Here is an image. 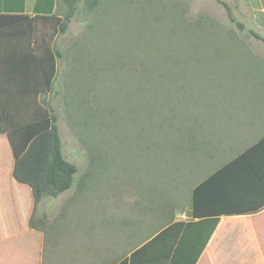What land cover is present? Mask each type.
I'll list each match as a JSON object with an SVG mask.
<instances>
[{"label":"rangeland","instance_id":"obj_1","mask_svg":"<svg viewBox=\"0 0 264 264\" xmlns=\"http://www.w3.org/2000/svg\"><path fill=\"white\" fill-rule=\"evenodd\" d=\"M221 1L229 5L233 18L243 24L244 31L241 32L230 22L220 3L212 0H99L98 6L89 12L85 10L83 2L78 4L66 34L57 35L52 46V49L55 47L63 53V58L57 62V70L61 75L57 77L52 91L66 97L60 99L53 96L52 99L50 91L40 95L45 102L51 101L58 116L57 125L64 157L78 168L73 186L65 195L55 200L46 199L47 209L51 213L60 212V205L66 196L69 197L72 190H78V179L90 170L94 172V177L88 181L89 185L85 183L79 205H75L76 202L74 207L68 208L70 223L71 214L75 218L82 217L85 211L89 217V200L93 198L90 193L95 195L96 191L121 192L117 196L130 197L128 200H115L118 203L131 202V213L120 208V214H112L113 222L119 228L121 225L128 234L132 229L139 237L147 230L150 233L155 223L169 219V215L167 217L158 211L164 208L166 214L174 215L189 206L190 190L203 174L189 178L185 174L182 178L178 170L173 172V168L167 169L157 162L150 165L145 149L142 150L140 146L139 151L136 145H131L124 137L120 143L109 142L104 146L108 155L105 161L103 159L98 162L108 164L106 167L90 168V150L79 137L80 113L69 115L72 109L69 108V111L68 106L73 101L86 102L83 98L87 97L89 105L94 108L95 96L101 98V101H107L109 91L113 90V104L117 102L120 111L124 112L127 103L136 102V98L142 95L138 91L139 86L151 83L156 86L157 93L162 94L166 80L173 84L177 82L181 87L185 103L181 102L177 110H219L225 82L230 86L232 79L249 80L252 83L251 92L258 98L260 93H264V61L260 58H264V43L253 38L248 31H256L264 38V13L257 9L262 0ZM53 6H57L55 0ZM58 10L53 13H58ZM178 10L180 13L177 21L172 17ZM202 17L214 24L213 27L219 33L216 34L213 28L203 33L190 28L181 29L184 22L182 18L192 22ZM169 28H175L176 31L168 34ZM227 31L236 33L226 35ZM213 34L217 36V41L215 35L214 41L211 40ZM170 41H173L174 47H168ZM170 53H175V56ZM162 73H168L169 77L163 79ZM82 139L87 142L92 140L85 135ZM127 147L130 151L126 150ZM126 151L127 155L123 157ZM179 169H182V164ZM140 191H143L142 194ZM146 203L149 208L143 209L141 205ZM84 204L85 210L82 209ZM91 213L92 218L96 215L97 223V216L100 215L94 211ZM61 227L60 223L58 228H54L58 237L48 240L59 238ZM135 240L134 237L132 247Z\"/></svg>","mask_w":264,"mask_h":264},{"label":"crops","instance_id":"obj_2","mask_svg":"<svg viewBox=\"0 0 264 264\" xmlns=\"http://www.w3.org/2000/svg\"><path fill=\"white\" fill-rule=\"evenodd\" d=\"M260 3L257 9L264 13ZM52 4L54 0H0V103L19 100L20 82L7 78L5 72L29 65L28 35L20 32V25L16 24L35 15H49L47 12L56 9ZM255 28L260 30L257 26ZM32 45L35 46L33 42ZM260 58L264 61L262 56ZM230 83L229 86L225 82L219 110L187 113L188 120L193 121L187 122L182 155L174 149L173 172L178 170L182 178L185 174L188 178L203 174L194 186L222 170V180L231 185L226 199L234 205L236 212L220 213L217 225L195 264H264V186L255 180L253 174L259 173L264 181V164L250 159L236 166L230 165L264 137V93L254 97L256 94H252L249 80L232 79ZM6 133H0V264H118L168 226L191 219L190 202L184 211L174 215L166 214L163 208L159 214L169 215V219L155 223L152 231H145L141 237L132 229L128 234L126 229L113 222L112 214H120V210L131 213V202L115 201L130 197L117 196L121 192L96 191L95 195L90 193L93 198L89 200V217L79 209L82 217L75 218L70 213V223L67 212L76 202L75 205H79L82 192L78 190L68 193L69 197L66 196L61 203L59 213L54 214L47 209V198L33 212L34 202L29 188L12 178L13 157ZM222 192L221 189V195ZM64 193L52 199H58ZM141 206L145 209L148 204ZM85 208L86 204L82 209ZM135 210H138L137 202ZM91 211L100 215L97 223L96 215L93 214L95 217L92 218ZM31 216L36 223L44 221L41 231L29 226ZM60 223L59 238L48 240L58 237L54 228H58ZM90 231L94 233H88ZM134 237L136 240L132 247Z\"/></svg>","mask_w":264,"mask_h":264},{"label":"trees","instance_id":"obj_3","mask_svg":"<svg viewBox=\"0 0 264 264\" xmlns=\"http://www.w3.org/2000/svg\"><path fill=\"white\" fill-rule=\"evenodd\" d=\"M212 1L220 3L230 22L234 23L241 32L244 31L243 24L233 18L227 3L221 0ZM56 2L55 11L59 9L58 13L47 12L49 15H35L16 24L20 25V32L28 35L29 65L5 72L7 78L20 82L19 100L0 103V133L7 132L13 157L11 175L15 182L29 188L34 202L33 212L37 210L44 198H57L70 190L78 172L76 165L67 161L63 155L57 125L58 116L51 101L45 102L40 97L48 91L52 94V99L53 96H58L60 99L66 97L60 92L52 91L57 77L61 75V72L58 73L57 70V62L63 58V53L55 47L52 49V46L57 35L66 34L80 2H83L85 10L89 12L98 6L99 0H55ZM261 2L264 7V0ZM40 8L37 7V9ZM41 10L46 11L42 8ZM179 13V10L176 11L172 19L175 18L178 21ZM182 20L184 21L181 28L183 30L190 28L203 33L213 28L216 34L219 33L213 27L215 25L210 24L206 18H197L192 22L185 21L183 18ZM174 31H176L175 28H169L168 34ZM235 33L227 31L226 35ZM248 33L264 43V38L256 31H248ZM214 35L211 36L213 41ZM167 37L171 40L170 36ZM215 40L217 41L216 35ZM170 42L168 47L173 45V41ZM170 54L175 56V53ZM140 64L143 65V63ZM169 71L168 69L167 72ZM125 72L127 75L128 70ZM168 73H162V78L169 77ZM176 83L173 84L170 80L164 81L166 85L163 86L162 94H158L156 86L151 83L139 86L138 91L142 95L135 99L136 102L127 103L124 112L120 111L117 102L116 105L113 104L115 97L113 90L109 91L107 101H101V98L95 96L94 108L89 105L87 97L83 98L86 102L73 101L71 106H68V109H72L69 115L80 113L78 115L81 116L79 137L90 150V168L92 166L106 167L108 164L98 162L106 159L107 150L104 146L109 142L120 143L124 137L128 143L136 145L139 151L140 146L142 150L145 149L150 165L152 162H157L171 169L175 158L174 149L182 155L181 146L187 138L185 133L187 122L193 121L188 120L187 113L191 111L177 110L181 102H185L180 92L181 87ZM91 129L92 131H86ZM166 134L168 136L163 137ZM84 135L92 140L87 142L82 139ZM126 150L130 151L128 147ZM128 151L123 154V157ZM139 151L135 153L136 157ZM250 159L257 161L260 165L264 164V137L230 165L236 166L235 164H242ZM93 174L94 172L90 170L78 179V191L83 192L85 183L89 185L88 181L94 177ZM253 174L256 177H254L255 180L257 179L258 183L264 186L259 173ZM230 187V184H225V180H222V170L203 179L192 189L191 219L168 226L118 264H160L163 261L166 264H195L217 225L220 213H236L234 205L226 199ZM221 189L224 191L222 195ZM37 223L31 216L29 226L41 231L44 221L39 220Z\"/></svg>","mask_w":264,"mask_h":264}]
</instances>
